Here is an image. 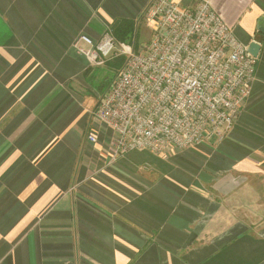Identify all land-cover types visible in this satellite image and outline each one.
<instances>
[{
  "label": "crops",
  "instance_id": "crops-1",
  "mask_svg": "<svg viewBox=\"0 0 264 264\" xmlns=\"http://www.w3.org/2000/svg\"><path fill=\"white\" fill-rule=\"evenodd\" d=\"M151 1L0 0V264H264V0H211L261 45L225 140L112 162L109 131L87 140L98 67L74 43Z\"/></svg>",
  "mask_w": 264,
  "mask_h": 264
},
{
  "label": "built area",
  "instance_id": "built-area-1",
  "mask_svg": "<svg viewBox=\"0 0 264 264\" xmlns=\"http://www.w3.org/2000/svg\"><path fill=\"white\" fill-rule=\"evenodd\" d=\"M144 17L151 37L140 50L119 43L112 30L97 42L81 35L74 43L94 67L127 59L98 100L87 134L96 144L104 129L110 132V162L137 151L167 158L212 140L221 143L256 79L258 57L238 41L211 0H197L194 7L152 0Z\"/></svg>",
  "mask_w": 264,
  "mask_h": 264
},
{
  "label": "rangeland",
  "instance_id": "rangeland-1",
  "mask_svg": "<svg viewBox=\"0 0 264 264\" xmlns=\"http://www.w3.org/2000/svg\"><path fill=\"white\" fill-rule=\"evenodd\" d=\"M150 37L151 31L147 25V22L139 20L137 23L136 37L131 36L130 40H128V44H131L132 46L136 47L137 50H140L150 40ZM117 72L118 68H116L113 63H108L102 68L98 67L97 70L95 69V75L93 76L92 80L89 81L94 92L92 93V106H95L96 102L108 92ZM261 196L262 193H260L258 199H262Z\"/></svg>",
  "mask_w": 264,
  "mask_h": 264
},
{
  "label": "trees",
  "instance_id": "trees-1",
  "mask_svg": "<svg viewBox=\"0 0 264 264\" xmlns=\"http://www.w3.org/2000/svg\"><path fill=\"white\" fill-rule=\"evenodd\" d=\"M137 23L132 20H122L120 23L112 30L115 38L119 43L128 44L131 36L136 37ZM126 57L121 56L114 60L108 61V63H113V65L118 68V70L125 64ZM107 63V64H108Z\"/></svg>",
  "mask_w": 264,
  "mask_h": 264
},
{
  "label": "water",
  "instance_id": "water-1",
  "mask_svg": "<svg viewBox=\"0 0 264 264\" xmlns=\"http://www.w3.org/2000/svg\"><path fill=\"white\" fill-rule=\"evenodd\" d=\"M260 50H261V45L259 43L254 42V43H251L249 46V52L254 57H258Z\"/></svg>",
  "mask_w": 264,
  "mask_h": 264
}]
</instances>
